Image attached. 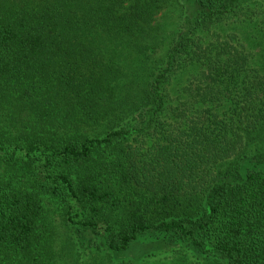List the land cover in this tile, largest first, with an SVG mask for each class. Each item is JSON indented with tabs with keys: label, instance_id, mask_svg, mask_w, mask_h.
<instances>
[{
	"label": "trees",
	"instance_id": "obj_1",
	"mask_svg": "<svg viewBox=\"0 0 264 264\" xmlns=\"http://www.w3.org/2000/svg\"><path fill=\"white\" fill-rule=\"evenodd\" d=\"M158 244L264 264V0H0V264Z\"/></svg>",
	"mask_w": 264,
	"mask_h": 264
},
{
	"label": "rangeland",
	"instance_id": "obj_2",
	"mask_svg": "<svg viewBox=\"0 0 264 264\" xmlns=\"http://www.w3.org/2000/svg\"><path fill=\"white\" fill-rule=\"evenodd\" d=\"M158 245H157L158 249H156L155 252H153L155 258L150 259V261L151 262L156 261L155 264H169V262H164V261H161V260L164 257H169L170 258V256H172L170 254H167V250H169L170 248L165 247V244H161L159 246ZM149 246H152V240H148L147 239L145 244H141V245H138V246L135 247L136 250H135V252L132 253L134 255V256L133 255L132 256L135 257V258H138V259L143 258L144 257V252H146V249Z\"/></svg>",
	"mask_w": 264,
	"mask_h": 264
}]
</instances>
